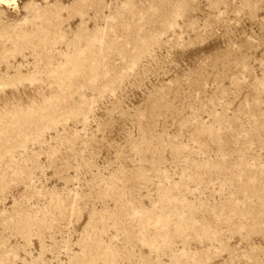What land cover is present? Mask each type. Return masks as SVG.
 Segmentation results:
<instances>
[{
    "label": "rangeland",
    "instance_id": "374dc122",
    "mask_svg": "<svg viewBox=\"0 0 264 264\" xmlns=\"http://www.w3.org/2000/svg\"><path fill=\"white\" fill-rule=\"evenodd\" d=\"M14 1L0 264H264V0Z\"/></svg>",
    "mask_w": 264,
    "mask_h": 264
},
{
    "label": "bare ground",
    "instance_id": "6f19581e",
    "mask_svg": "<svg viewBox=\"0 0 264 264\" xmlns=\"http://www.w3.org/2000/svg\"><path fill=\"white\" fill-rule=\"evenodd\" d=\"M10 1H12V2L15 3L14 0H0V3H1V4L3 3V5H4V4H10V3H9ZM9 6H10V5H9Z\"/></svg>",
    "mask_w": 264,
    "mask_h": 264
}]
</instances>
